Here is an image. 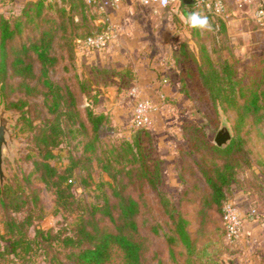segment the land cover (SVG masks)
<instances>
[{"label":"rangeland","instance_id":"obj_1","mask_svg":"<svg viewBox=\"0 0 264 264\" xmlns=\"http://www.w3.org/2000/svg\"><path fill=\"white\" fill-rule=\"evenodd\" d=\"M27 1L32 0H0V15L20 14ZM70 1L76 6L74 22L79 28L78 31L81 33L88 27L95 26L93 17L96 16L95 9L100 12L98 5L87 7L84 0H58L59 6L69 8ZM256 24L254 29L236 33L235 39L216 25L214 43L211 40V55L204 49V53L200 54V63H186V75L189 77L181 78L180 88L172 91L159 88L152 94L144 93L134 85L136 76L130 65L123 66L114 61L108 62V68H104L99 64L88 63L84 54L88 46L83 45L77 48L71 63L63 67L67 61H62L51 72L52 79L60 84L73 79L74 89L79 87L78 82L85 85L84 91L77 89L79 107L90 104L89 107L95 111L104 112L109 116V123L103 126L94 146L87 148V151L85 147L90 135L77 129L76 125L71 130L69 127L64 130L61 143L54 149L55 156L51 162L57 166L67 164L70 156H81L84 160V167L76 169L72 181L75 200L79 197L89 198L93 193V184L107 179V174L97 161L98 156L110 157L112 144L133 140L134 130L131 122L135 118V103L138 98L148 101L149 130L147 134L141 131L136 136L139 146L136 150L147 162V172L152 175L159 174L157 189L165 193L176 208L185 210L190 215L189 229L195 240L193 251L188 254L182 247L169 251L160 238L152 236L150 251H159L165 264H264V257H260V250L264 248V170L260 167L264 142L260 125L251 117L240 129L243 133L248 131L249 165L244 163L235 167L234 180L226 189V204L229 203L237 215L238 235H231L228 230L226 232L221 215L213 211L209 215L211 222L207 231L202 236L195 234L198 219L192 216L197 210L201 196L207 192L198 164L204 162L212 166L215 162H221L220 156L205 142L214 143V138L221 129L230 134L234 132L233 127L237 119L233 111L216 110L201 88L197 69L209 64L218 68L219 63L227 60L232 65L235 79L247 91L259 92L264 87V27L257 22ZM155 74L159 77L160 70ZM113 76L119 78V81L113 79ZM108 78L112 81L108 82ZM30 84L35 85V80H31ZM100 85L113 86V89L104 93L103 89L98 88ZM132 87L138 89L137 95L131 94ZM64 100L66 106L67 101ZM10 101L16 104L15 107L8 104ZM2 102L10 112V119L14 121L11 131L15 142L10 158H4V170L7 175L4 187L11 184L17 185L20 190L25 189L29 201L31 192L27 186L32 181L42 206L41 210L32 207L31 225L26 229L27 237H32L36 229L65 234L70 227L71 209L67 205L56 206L53 189L32 178L30 183L23 179L31 168V163L26 158L31 147V128L35 129L44 120L51 118L52 115L47 109L49 101L40 93L26 95L15 92L9 95L7 102L0 97V105ZM87 157H90V160H87ZM111 166L115 169L120 167L115 162H112ZM192 184L194 185L191 186ZM142 187L150 204L154 205V191L148 184ZM8 214L20 221L28 213L23 210L8 211ZM4 220L5 214L0 203V264L55 263H50V254L57 250L56 243L46 248L34 245L26 254L21 247L14 252L10 247V237L5 232ZM156 255L158 254L152 257V264H156ZM105 264H124L123 253L114 248Z\"/></svg>","mask_w":264,"mask_h":264},{"label":"trees","instance_id":"obj_2","mask_svg":"<svg viewBox=\"0 0 264 264\" xmlns=\"http://www.w3.org/2000/svg\"><path fill=\"white\" fill-rule=\"evenodd\" d=\"M190 1L193 5L205 7L204 3ZM84 4L91 6L85 0ZM25 6L16 16L0 15V97L7 102L9 95L15 92L26 95L40 93L49 101L47 109L51 118L35 129L31 128V147L26 154L31 168L23 179L30 183L32 178L53 189L56 206L67 205L72 211V218L65 234L36 229L32 237H27L32 207L39 210L42 207L38 193L32 181L27 186L31 192L29 201L25 189L5 185L0 190V203L11 249L15 252L21 247L26 254L34 245L46 248L56 243L57 250L50 254V263L105 264L111 251L117 248L123 253L124 264H152L155 254H158L155 256L156 264H165L159 251H150L151 237L156 236L169 251L182 247L188 254L191 253L195 240L189 229L190 215L176 208L168 196L157 189L159 174L153 176L147 172V162L136 150L139 147L136 136L141 131L147 134V125L137 126L132 121L133 140L112 144L110 157L98 156L97 161L107 179L93 184V193L89 198L75 200L72 181L76 169L84 167V160L81 156H70L67 164L57 166L51 162L55 156L54 149L61 143L64 130L67 127L71 130L76 125L77 129L90 135L85 147L87 151L94 146L103 126L109 123V116L95 111L89 107L90 104L79 107L77 89L84 91L85 85L78 82L79 87L74 89L73 79L60 84L52 79L51 72L62 61H67L63 64L66 67L72 62L77 48L87 46V38L100 33L91 31L89 27L84 32L78 31L74 22L76 6L71 1L69 8L59 6L58 0H32L27 1ZM95 11L97 13L98 10ZM214 25L224 30L222 19L218 18ZM197 78L216 110L233 111L237 117L234 132L225 144L205 142L220 156L221 162L212 166L200 162L197 166L207 186V192L201 196L197 210L192 214L198 219L195 234L202 236L211 222V211L221 215L227 232L224 218L226 189L234 180L235 167L244 163L249 165L248 131L243 133L240 129L250 117L260 125L264 142V87L259 92L248 90L247 94V89L235 79L232 65L227 60L219 63L218 68L210 64L199 66ZM31 80H35V85L30 84ZM8 104L12 107L16 105L11 101ZM86 159L90 160V157ZM112 162L120 167L113 168ZM260 167L264 170V154L260 155ZM145 184L155 193L154 205L145 195L142 187ZM23 210L28 214L20 221L8 214V211Z\"/></svg>","mask_w":264,"mask_h":264},{"label":"crops","instance_id":"obj_3","mask_svg":"<svg viewBox=\"0 0 264 264\" xmlns=\"http://www.w3.org/2000/svg\"><path fill=\"white\" fill-rule=\"evenodd\" d=\"M256 6V0L247 3L226 0L227 13L223 23L231 38L235 39L238 32L257 27ZM215 21L205 7L193 5L190 0H178L166 7L121 0L116 6L97 11L93 21L95 26L90 28L107 34L106 46L102 50L84 47V54L88 63L104 68L114 61L123 66L130 65L136 76L134 85L144 93L152 94L159 88L172 91L180 88L181 78L189 77L186 63H200L204 49L211 55ZM159 70L158 77L155 72ZM109 79L108 82L112 81ZM113 79L119 81L116 76ZM98 88L108 93L113 86L100 85ZM263 249L260 257H264Z\"/></svg>","mask_w":264,"mask_h":264},{"label":"built area","instance_id":"obj_4","mask_svg":"<svg viewBox=\"0 0 264 264\" xmlns=\"http://www.w3.org/2000/svg\"><path fill=\"white\" fill-rule=\"evenodd\" d=\"M142 5H158L166 7L173 2L178 0H137ZM198 3H204L205 8L214 17V19L224 20L226 17V0H196ZM250 0H244V2H249ZM257 6L254 10V18L258 24L264 27V0H256ZM87 4L98 5L100 10H104L106 7H112L118 5L121 0H85ZM108 36L106 33H100L93 37H88L86 45L93 49H103L107 44ZM131 94L137 95L138 89L136 87L131 88ZM148 101L144 98H138L134 106L135 118L133 122L135 125H147L148 123V113L147 108ZM224 218L227 225V230L231 235H238V220L237 215L230 208L229 203L224 206Z\"/></svg>","mask_w":264,"mask_h":264},{"label":"water","instance_id":"obj_5","mask_svg":"<svg viewBox=\"0 0 264 264\" xmlns=\"http://www.w3.org/2000/svg\"><path fill=\"white\" fill-rule=\"evenodd\" d=\"M14 121L10 119V112L5 109L2 102L0 105V190H3L7 182V175L4 170V158H10L11 151L15 148L14 138L12 136L11 126ZM231 137L228 131L219 130L214 138L217 145L225 144Z\"/></svg>","mask_w":264,"mask_h":264},{"label":"clouds","instance_id":"obj_6","mask_svg":"<svg viewBox=\"0 0 264 264\" xmlns=\"http://www.w3.org/2000/svg\"><path fill=\"white\" fill-rule=\"evenodd\" d=\"M201 23H202V21H201Z\"/></svg>","mask_w":264,"mask_h":264}]
</instances>
